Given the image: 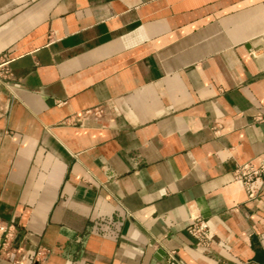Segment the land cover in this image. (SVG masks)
I'll return each mask as SVG.
<instances>
[{
    "label": "crops",
    "instance_id": "crops-1",
    "mask_svg": "<svg viewBox=\"0 0 264 264\" xmlns=\"http://www.w3.org/2000/svg\"><path fill=\"white\" fill-rule=\"evenodd\" d=\"M0 57V264H264V0H0Z\"/></svg>",
    "mask_w": 264,
    "mask_h": 264
},
{
    "label": "built area",
    "instance_id": "built-area-1",
    "mask_svg": "<svg viewBox=\"0 0 264 264\" xmlns=\"http://www.w3.org/2000/svg\"><path fill=\"white\" fill-rule=\"evenodd\" d=\"M10 62L9 59L0 57V84L8 89L13 85V73ZM233 174L237 180L244 184L249 197H254L256 195L254 183L256 179L264 177V153L260 156L257 163L248 161L238 164ZM14 231V223L0 217V246L7 254L12 250L10 240ZM187 231L200 245L207 247L214 242V230L203 217H195L187 226ZM40 254H43L42 249L37 252V255ZM169 259L178 262L177 256L173 252L169 255ZM38 264L42 263L39 262Z\"/></svg>",
    "mask_w": 264,
    "mask_h": 264
},
{
    "label": "water",
    "instance_id": "water-1",
    "mask_svg": "<svg viewBox=\"0 0 264 264\" xmlns=\"http://www.w3.org/2000/svg\"><path fill=\"white\" fill-rule=\"evenodd\" d=\"M159 253H160V254H163V251H162V250H159Z\"/></svg>",
    "mask_w": 264,
    "mask_h": 264
}]
</instances>
